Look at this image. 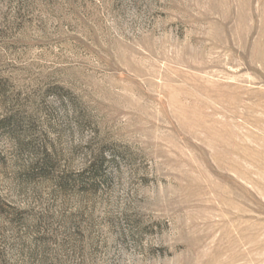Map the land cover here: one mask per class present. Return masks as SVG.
Listing matches in <instances>:
<instances>
[{"label":"rangeland","instance_id":"374dc122","mask_svg":"<svg viewBox=\"0 0 264 264\" xmlns=\"http://www.w3.org/2000/svg\"><path fill=\"white\" fill-rule=\"evenodd\" d=\"M0 264H264V0H0Z\"/></svg>","mask_w":264,"mask_h":264}]
</instances>
